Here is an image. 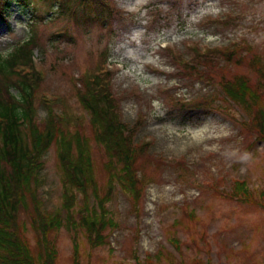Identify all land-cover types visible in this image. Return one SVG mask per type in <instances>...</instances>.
Wrapping results in <instances>:
<instances>
[{"label":"rangeland","instance_id":"374dc122","mask_svg":"<svg viewBox=\"0 0 264 264\" xmlns=\"http://www.w3.org/2000/svg\"><path fill=\"white\" fill-rule=\"evenodd\" d=\"M33 1L31 6L12 1L0 18V55L30 35L31 17L43 18L35 28L42 46L32 51L43 71L44 87L49 94H66L73 101L71 74L107 58L113 66L112 90L122 96L121 119L127 126L143 112L136 139L151 138L149 152L166 159L157 163L150 153L138 159L143 166L139 171L150 176L138 202V215L129 196L114 192L107 205L117 227L104 230L105 243L92 246L84 231L75 234L65 227L51 231L49 238L57 250L55 264H73L74 240L80 264H138L133 248L140 259L156 255L151 264L206 263L208 258V264H264V207L260 205L264 202V138L258 130L241 125L248 116L231 101L227 108L235 119L216 110L189 111L167 105L168 95L187 99L210 95L216 84L189 76L160 47L166 42L185 53L186 42L203 48L237 41L248 43L264 57V0H110L120 13L111 14L105 24L91 23L82 7L73 16L66 12L51 22L48 19L57 6L49 9L44 1ZM228 15L233 22L227 25L207 22ZM58 33L66 35L56 37ZM217 58L220 68L214 66V59L209 61L210 71H217L213 80L234 73H247L256 80L245 63ZM196 67L205 69L201 61ZM166 88L167 93L160 92ZM131 91H138L140 98L130 96ZM216 103L227 105L219 99ZM259 104L264 108V93ZM73 105L80 111L76 101ZM44 114L40 107L39 115ZM89 125L86 119L83 132L91 137L98 180L104 183L101 147L92 140ZM176 160L183 163L169 164ZM43 162L39 192L43 208L53 210L62 201L53 148ZM241 178L247 181L255 202L222 197L213 190L214 182L217 189L229 190L232 180ZM19 219L25 222L22 235L36 253L37 236L27 213L21 210ZM173 238L178 239L179 250L171 243Z\"/></svg>","mask_w":264,"mask_h":264},{"label":"trees","instance_id":"16d2710c","mask_svg":"<svg viewBox=\"0 0 264 264\" xmlns=\"http://www.w3.org/2000/svg\"><path fill=\"white\" fill-rule=\"evenodd\" d=\"M11 1L26 5L32 2L0 0V17L10 7ZM43 1L49 2L50 6L53 3L57 5L58 15L52 21L66 12H73L80 5L92 14L89 16L91 23L101 17H109L112 12L108 0ZM42 22L43 18L35 16L30 24L29 38L5 57H0V264H55L56 248L49 234L62 226L75 234L84 231L92 246L105 243L104 230L117 227L107 205L114 192L121 191L129 196L138 215L139 199L150 180L144 170L139 171L143 166L138 162L140 157L150 153L149 146L135 144L136 124L130 128L122 121L119 99L106 81L109 77L105 79L103 75L89 72L77 80L71 77L72 95L80 107L79 113L75 112L67 95L47 101L43 76L34 70L32 64L33 48L42 46L39 43L41 37L35 31ZM229 22L226 19L221 24ZM189 55L190 58L181 66L183 71L189 76H197L198 80H206V83L214 82L219 89L215 94L198 95L178 104L175 96L168 95L170 100L184 110L196 107L212 109L213 101L219 99V93L223 91L225 96L220 97L227 104L223 106L225 110L230 106L229 101L239 105L248 116L240 121L241 125L246 130H258L264 138V108L259 104L264 93V57L248 43L239 45L236 41L222 48L190 51ZM217 57L229 63L234 60L245 63L256 80L252 81L247 73H234L228 78L221 76L219 80H213L212 76L217 71H210L209 61L214 59V66L220 68L216 63ZM200 61L205 67L203 70L196 67ZM40 106L46 109L43 117L38 113ZM56 108L62 112L60 116ZM228 115L235 118L232 113ZM86 119L92 129V140L101 147L104 183L98 180L91 137L83 132ZM51 147L57 159L62 188L60 208L53 213L43 210L38 195L42 185L43 157ZM149 155L157 163L164 161L160 155ZM173 162L169 164L183 163ZM216 193L230 199L255 202L245 179L233 181L229 190L216 189ZM260 205L264 207V202L261 201ZM21 210L27 213L29 225L37 236L35 254L22 235L24 221L19 219ZM73 246V264H80L76 240ZM151 262L144 261L145 264Z\"/></svg>","mask_w":264,"mask_h":264}]
</instances>
